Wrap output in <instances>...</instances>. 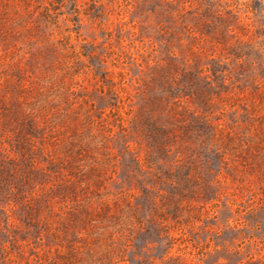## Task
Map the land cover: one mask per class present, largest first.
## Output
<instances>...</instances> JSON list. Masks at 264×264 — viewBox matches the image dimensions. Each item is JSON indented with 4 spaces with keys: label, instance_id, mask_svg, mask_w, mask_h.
<instances>
[{
    "label": "rangeland",
    "instance_id": "1",
    "mask_svg": "<svg viewBox=\"0 0 264 264\" xmlns=\"http://www.w3.org/2000/svg\"><path fill=\"white\" fill-rule=\"evenodd\" d=\"M0 264H264V0H0Z\"/></svg>",
    "mask_w": 264,
    "mask_h": 264
}]
</instances>
